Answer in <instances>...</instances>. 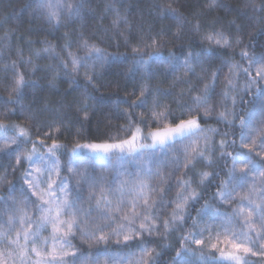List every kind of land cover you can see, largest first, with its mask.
I'll use <instances>...</instances> for the list:
<instances>
[{
  "label": "snow or ice",
  "instance_id": "6c2138e0",
  "mask_svg": "<svg viewBox=\"0 0 264 264\" xmlns=\"http://www.w3.org/2000/svg\"><path fill=\"white\" fill-rule=\"evenodd\" d=\"M35 5L48 24L55 22L57 25L64 16L69 20L77 18L83 7L82 3H75L74 0H56L55 4L52 0H35ZM217 6L216 0H210L209 8ZM252 11L264 14V2L258 6L252 5ZM172 19L180 22L179 17L175 15H172ZM123 22L127 23L126 20ZM113 23L118 28L121 18L117 16ZM231 23L235 26L234 21ZM194 31L200 33L199 24L194 26ZM163 35L161 32L157 36H150V42L142 43L140 47L133 49V52L137 53L136 63L142 67L145 76L151 79L155 75L151 69L152 63L166 66L172 74L183 70L186 74L195 76L193 65L202 64L204 57L200 54L194 55L191 51L184 55L183 49L179 50V56L174 53L164 56L160 51L165 46L160 40ZM176 38H180L179 34ZM80 39L83 43L78 44V49L86 53L84 57L68 51L72 47L68 44L62 49L67 52L65 59H61L58 54L53 58L61 59L59 67L66 76L78 75L80 70L84 69L88 85L94 86L96 67H103L107 57L83 36ZM202 40L218 49L233 47L229 34L215 28L205 32ZM234 43L241 45L240 40ZM144 49L152 51L145 53ZM43 51L48 54L53 49L49 45ZM18 55L22 66L32 64L31 58L27 61L23 59L22 50ZM33 55L39 58L40 53ZM145 55L147 59H144ZM240 55L242 60L248 61V66L241 67L236 64L230 67V76L226 79L225 91L221 94L224 103L220 107L223 110L218 114L215 107H208L213 97L208 95V86L205 85L204 94L193 98L190 105L181 106L180 117H173L171 122H168L173 115L172 110L163 105L157 97H167L172 93H161L157 90V96L152 97V111L149 116L156 125L154 131L145 136L140 125H146L148 121L137 122L135 116L126 109L123 117L128 121V125L126 129H122L126 132L125 138L119 139L118 142L77 144L72 152L67 154V163L63 166L59 163V156L65 153L61 152L62 145L56 142L51 131L46 133L44 138L38 137L37 144L31 139L30 128L16 124L6 125L0 120V138L3 139L0 151L15 145L10 153L15 158V166L10 167L13 174L24 169L22 182L26 186L20 188L19 196L15 194L14 187L9 189L7 197L0 196V264H9V261L11 264H17V261L19 264H33L32 257L36 258L34 264H81L78 249L71 242L76 238L74 232L89 242L99 244L114 240L117 246L122 245L123 249L130 251L134 246L140 253L138 259L123 256L113 258L105 249L104 264H158L156 257L159 253L150 246L154 243L151 237L156 235L166 238L168 234L176 231L184 234L179 238V248L172 264H209L208 259L203 256L206 247L219 253L218 258L213 256L211 264H249L246 258L249 254L264 257V181L261 182L258 196L255 194L254 180L251 181L252 187L248 188L247 192L244 191L250 183L249 177L257 174L259 165L248 153L232 155L227 151L230 146L235 145V138L231 144L228 142L229 132L220 133L217 129L205 130L201 127L202 123H207L206 118L215 115L217 123H224L232 130L233 137L239 132L240 146L247 148L249 153L256 144L253 137L259 135L260 145L255 151L257 156L264 153V87H261L264 85V55L250 56L247 49ZM16 68L17 65L13 63L12 92L16 99L12 100L10 97L9 105L19 104L20 89L25 84L23 73L16 71ZM220 71L212 74L213 85ZM241 73L245 79L242 94L231 96L229 108V94L238 92ZM150 96L151 91L145 83L139 89L137 99L128 104V109L145 107ZM249 96L252 98L247 99ZM180 98H183V94ZM95 101L96 97L87 91L82 95L80 111L84 113L85 119L91 103ZM201 109L204 110L203 113ZM11 114H15V108ZM8 118V115L3 117L4 120ZM24 119L31 120L32 117L27 114ZM62 127L63 124L60 125V128ZM49 128L51 129L52 125H49ZM60 128L55 129L57 133H60ZM206 131L223 137L218 147L214 140L209 144ZM49 139L52 140L50 145L47 144ZM111 139L109 137L110 141ZM148 139L152 142L144 143ZM200 139L204 141L202 148L198 145ZM185 141L189 143L183 153V162H172L176 165V172H179L181 166L191 169L201 163L206 168H212L214 162L208 157H214L217 152L220 154L219 159L225 161V166L228 157H231L232 167L228 171H203L199 174L201 185L206 181H219L214 198L219 201V205L235 204L236 207L230 214L210 210L206 204L203 209L197 210L195 218L191 217L189 204L198 202L200 195L194 191L189 192L191 181L188 179L177 181L175 187L183 189V192H178L176 197L169 199L165 205V197L171 193L172 187H165L168 183V173L161 169H166L168 165L164 163V157L168 155V148ZM28 144H31V149L25 150ZM38 148L45 150L46 154L40 155ZM158 152L162 155L157 156ZM48 161H51V164ZM41 162L42 167L38 166ZM25 163L27 168H24ZM131 165H135V168L129 171ZM62 173L68 175L64 176ZM7 180V173L0 177V182ZM72 180L75 181V186L72 185ZM84 190L89 193L87 201L95 204L99 222L89 223L88 218L91 217L93 209L86 211L79 206L80 202L85 200L81 194ZM173 204L175 207L170 218L164 219L163 213H158L157 209L172 207ZM81 215L84 220L79 219ZM34 216L38 217V220H34ZM66 216L68 219H64ZM205 217L208 218L207 222ZM189 219L192 224L185 233ZM256 225H259V231L256 230ZM49 227L51 239L41 241L42 231ZM193 245L196 247L193 248ZM132 255L134 256V253ZM68 257L72 259L69 260ZM84 264H101V259L99 256L89 258Z\"/></svg>",
  "mask_w": 264,
  "mask_h": 264
},
{
  "label": "trees",
  "instance_id": "16d2710c",
  "mask_svg": "<svg viewBox=\"0 0 264 264\" xmlns=\"http://www.w3.org/2000/svg\"><path fill=\"white\" fill-rule=\"evenodd\" d=\"M52 2L55 4L56 0ZM74 2L83 4L80 15L73 20L64 16L57 25L55 22L53 24L46 22L43 15L36 10L35 0H0V120H3L6 125L16 124L30 128L31 139L37 144L39 143L38 137L44 138L46 133L51 131L56 142L62 145L61 152L65 153L59 156L61 166L67 163L69 150L77 144L118 142L119 139L125 138L126 132L122 129H126L128 125V121L123 117L126 109L135 116L137 122L148 121L146 125H140L145 131L155 130L156 125L149 119V116L152 111V97L157 96V90L161 93H172L167 97H157L163 105L172 110L173 115L168 122H171L173 117H180L181 106L190 105L193 98L203 95L205 85L208 86V95L213 97L208 107H215L218 114L223 110L220 107L224 103L221 94L225 91V81L230 76V67L236 64L241 67L248 66V61L241 59V52L247 49L250 56L264 55V14L252 11V5L258 6L264 0H216L218 6L214 8L208 7L210 0H74ZM172 15L179 17L180 22L172 19ZM117 16L121 18L118 28L113 23ZM125 20L127 23L123 22ZM233 21L235 26L231 23ZM197 24L200 25V33L194 31V26ZM213 28L229 34L233 47L218 49L215 45L210 46L203 41L202 35L212 31ZM161 32L164 35L160 37V40L165 46L160 51L164 56H168L169 53L179 56L181 54L179 50L183 49L184 55L191 51L194 55L200 54L204 57L202 64L193 65L195 76L186 74L183 70L172 74L166 66H159L158 63L151 65L155 75L151 79L145 76L142 67L136 63L137 53H134L133 49L140 47L142 43L150 42L148 40L150 36H157ZM177 34H179V39L176 38ZM81 36L99 48L101 54L107 57V62L103 67H96L94 86L88 85L84 77V69H81L78 75L66 76L63 69L59 67L61 59L67 57V52L62 49L68 44L72 45L68 51L80 57L86 55L84 51L78 49V44L83 43ZM236 40L241 41L240 46L235 45ZM49 45L53 51L45 54L43 49ZM21 50L25 61L31 58V65L22 66L20 64L18 53ZM151 51V49H144L145 53ZM36 52L40 53L39 58L33 55ZM57 54L61 59L53 58ZM144 59H147V55ZM13 63L17 65L16 71L23 73L25 77V84L20 89L18 105L8 104L10 97L12 100L16 99V95L12 92ZM217 70L221 71L213 85L212 74ZM233 79L236 78L233 77ZM186 81L191 83H186ZM145 83L151 91L149 103L143 108L128 109V104L137 99L139 89ZM244 83L245 79L241 73L238 92L229 94L227 101L229 108H231V96L242 94ZM85 91L96 97V101L91 103L87 119L80 111V102ZM181 94H183L182 99ZM246 98L251 99L252 97ZM13 108H15L14 115L11 114ZM203 111L201 109V113ZM27 114L31 115V120L24 119ZM5 115L9 116L6 120L3 119ZM206 119L207 123L201 124L205 130L217 129L220 133L229 132V144L235 138V145L230 146L227 149L228 152L232 155L240 152L248 153L257 162L258 172L249 177L250 183L244 191L247 192L248 188L252 187L251 181L254 180L255 194H260L261 182L264 181V175H260L264 173V153L257 156L255 151L260 145V136L253 137L256 144L253 146V151L249 153L247 148L240 146L238 131L233 137L232 130L224 123H217L215 115ZM61 124H63L62 128H60ZM49 125H52L51 129ZM56 128H60L62 134L57 133ZM205 134L209 137V144L214 140L217 147L219 146L223 138L221 135H214L208 131ZM109 137L112 138L111 141ZM51 143V139L47 140V144ZM188 143V141L176 143L167 149L168 155L164 157V163L168 165L166 169L163 167L161 169L168 173V183L165 187L169 185L172 187L171 193L165 197V205L169 199H174L178 192H183V189L175 187L177 181L188 179L191 181L189 192L194 191L200 195L198 202L189 204L188 210L191 217L195 218L197 210L203 209L206 204L210 210L230 214L236 205H219V201L214 198L219 181L213 180L211 183L206 181L201 185L199 174L203 171H228L232 167L231 157H228V163L225 166V161L219 159L220 154L217 152L214 157H208L214 162L212 168H206L201 163L191 169L181 166L179 172H176V165L172 162L175 160L183 162V153ZM193 143H196L195 138ZM2 145L3 139L0 138V146ZM198 145L201 148L204 146L203 139L198 141ZM13 148L15 145L0 151V177H3L5 173L8 176L7 181L0 182V196L3 197L8 196L9 189L12 187L15 188L17 196H19L20 188L26 187L22 182L24 169L13 174L10 167V165L15 166V158L10 155ZM30 149L31 144L25 146V150ZM38 153L46 154L45 150L39 148ZM160 155L162 154L158 152L157 156ZM48 163L51 164V161ZM38 166L42 167L43 162ZM27 167L25 163L24 168ZM134 168L135 165L129 166V171ZM62 175L67 176L68 174L62 173ZM71 183L75 186L74 180ZM81 194L85 200L81 201L79 206L86 211L93 209L91 217L88 218L89 223L99 222L94 202L87 201L88 191L84 190ZM174 207L173 204L172 207H164L157 211L163 213L164 219H168ZM33 219L38 220V217L34 216ZM79 219L84 220L85 218L81 215ZM204 219L207 222L208 218ZM191 224L192 220L189 219L185 226V233L190 229ZM256 230L259 231V225H256ZM182 234L184 233L176 231L168 234L166 238L156 235L151 237L154 243L150 246L159 253L156 257L158 264H172ZM73 235L76 238L71 242L78 249L81 264L97 256L101 259V264H104L105 249L113 258L123 256L128 259H138L140 256L134 246L130 251L123 249L122 245L117 246L114 240L97 244L81 239L80 235L75 232ZM14 236L15 233H13ZM66 238L70 239V237ZM45 239H51V227L42 231L41 241ZM195 247L193 245V248ZM203 256L211 264L213 256L218 258L219 253L206 247ZM246 258L249 264H264V257L249 254ZM35 259L32 257L33 264ZM68 259L72 258L68 257ZM17 264H19L18 261Z\"/></svg>",
  "mask_w": 264,
  "mask_h": 264
},
{
  "label": "rangeland",
  "instance_id": "374dc122",
  "mask_svg": "<svg viewBox=\"0 0 264 264\" xmlns=\"http://www.w3.org/2000/svg\"><path fill=\"white\" fill-rule=\"evenodd\" d=\"M150 131H151V130H150ZM150 131H145V130L143 129V133H144L145 136H147L148 132H150ZM152 131H154V130H152ZM151 142H152V141H151L150 139L144 141V143H151ZM85 144H86V143H85ZM81 145H82V144H81ZM138 146H139V141H138ZM75 147H76V146H75ZM75 147H73V148H75ZM73 148L69 150V153L72 152ZM86 151H87V150H85V152H86ZM37 152H38V149H37ZM258 183H260V182H258ZM256 195L258 196L259 193L256 194Z\"/></svg>",
  "mask_w": 264,
  "mask_h": 264
}]
</instances>
